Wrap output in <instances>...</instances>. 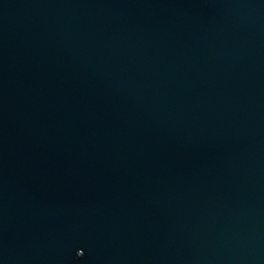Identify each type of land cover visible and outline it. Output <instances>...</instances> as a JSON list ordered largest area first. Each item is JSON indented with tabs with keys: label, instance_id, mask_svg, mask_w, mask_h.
Returning a JSON list of instances; mask_svg holds the SVG:
<instances>
[{
	"label": "water",
	"instance_id": "1",
	"mask_svg": "<svg viewBox=\"0 0 264 264\" xmlns=\"http://www.w3.org/2000/svg\"><path fill=\"white\" fill-rule=\"evenodd\" d=\"M0 264H264V0H0Z\"/></svg>",
	"mask_w": 264,
	"mask_h": 264
},
{
	"label": "snow or ice",
	"instance_id": "2",
	"mask_svg": "<svg viewBox=\"0 0 264 264\" xmlns=\"http://www.w3.org/2000/svg\"><path fill=\"white\" fill-rule=\"evenodd\" d=\"M81 251H82V254H81V255H79V256H81V257H82V256L84 255V253H83V250H81Z\"/></svg>",
	"mask_w": 264,
	"mask_h": 264
}]
</instances>
